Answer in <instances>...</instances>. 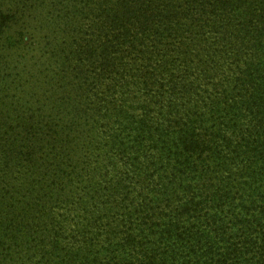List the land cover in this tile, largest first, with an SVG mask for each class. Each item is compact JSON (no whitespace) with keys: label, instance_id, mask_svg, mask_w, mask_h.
I'll return each mask as SVG.
<instances>
[{"label":"trees","instance_id":"obj_1","mask_svg":"<svg viewBox=\"0 0 264 264\" xmlns=\"http://www.w3.org/2000/svg\"><path fill=\"white\" fill-rule=\"evenodd\" d=\"M0 264H264V0H0Z\"/></svg>","mask_w":264,"mask_h":264}]
</instances>
